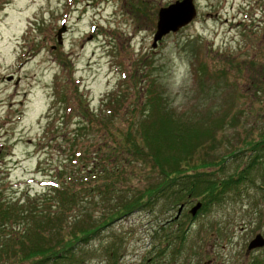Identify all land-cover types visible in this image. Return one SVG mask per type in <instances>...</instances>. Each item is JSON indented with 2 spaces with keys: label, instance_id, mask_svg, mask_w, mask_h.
Masks as SVG:
<instances>
[{
  "label": "rangeland",
  "instance_id": "obj_1",
  "mask_svg": "<svg viewBox=\"0 0 264 264\" xmlns=\"http://www.w3.org/2000/svg\"><path fill=\"white\" fill-rule=\"evenodd\" d=\"M10 1V14L0 24L13 26L0 31V74L20 77L14 100L24 105L8 110L15 125H0V158L7 153L0 161V197L22 205L29 200L37 208L55 179H62L59 172L67 170L66 176L76 164L71 159L76 124L72 118L57 120V86L77 81L97 110L108 92L151 76L166 87L167 100L178 113L203 120L210 111L221 115L235 104L215 132L213 149H207L216 160L227 150L235 152L209 169L225 194L194 220H178L179 227L177 221L164 223L180 207L165 198L122 215L87 244L76 245L74 264H264V247L248 250L258 233L264 236V147L254 163L257 152H250L249 143L264 138V0H194L195 20L164 36L156 48L159 10L176 0ZM28 16L34 25L25 30ZM64 24L60 43L58 31ZM61 54L71 69L59 60ZM197 58L223 72L199 85L192 72ZM2 112L6 108L0 116ZM97 135L92 131L79 141L96 140ZM241 174L247 179L236 181ZM232 178L226 189L224 183ZM173 182L176 188L178 181ZM197 200L202 201L194 198L188 208ZM97 207L90 208L95 215L103 206ZM181 226L186 233L177 239Z\"/></svg>",
  "mask_w": 264,
  "mask_h": 264
},
{
  "label": "trees",
  "instance_id": "obj_2",
  "mask_svg": "<svg viewBox=\"0 0 264 264\" xmlns=\"http://www.w3.org/2000/svg\"><path fill=\"white\" fill-rule=\"evenodd\" d=\"M196 51L199 55V49ZM63 57L61 54L59 60L71 69ZM220 70L223 72L199 58L192 62L199 85L215 78ZM131 84L132 87L108 92L97 110L91 108L77 81L72 79L67 85L57 86V120L72 118L76 124L71 156L76 164L66 176L67 170L59 172L62 179H55L37 208H31L29 200L22 205L19 200L12 202L0 197L1 262L74 264L76 245L87 244L122 215L156 205L162 198L170 200L174 207L180 206L184 198L186 203L200 199L202 210L222 200L225 193L220 192L221 182L212 178L209 169L235 152L227 150L216 160L207 149H213L215 132L224 125L235 104L223 108L221 115L210 111L200 120L192 114L178 113L169 104L166 87L158 79L146 76ZM92 131L98 139L79 141L80 135L85 137ZM249 143L250 152H257L255 163L262 158L258 151L264 147V138ZM189 171L196 173H182ZM245 179L247 176L241 174L236 181ZM174 180L178 181L176 188ZM234 181L227 180L225 188L232 187ZM92 205L103 206L98 215L92 213ZM75 211L78 213L73 215ZM181 233H186L184 226L177 232V239L182 238Z\"/></svg>",
  "mask_w": 264,
  "mask_h": 264
},
{
  "label": "water",
  "instance_id": "obj_3",
  "mask_svg": "<svg viewBox=\"0 0 264 264\" xmlns=\"http://www.w3.org/2000/svg\"><path fill=\"white\" fill-rule=\"evenodd\" d=\"M197 15L198 11L194 0H177L168 6L161 7L158 13L157 31L154 35L153 47L156 48L159 41L167 34L177 32L181 28L190 24L195 20ZM64 32H66L65 24L63 28L58 31V39L60 43L62 42ZM202 205V202L199 201L191 208L190 213L193 216H196ZM183 208L184 205L182 204L176 218H179ZM258 247H264V236L261 233H258L256 237L250 241L248 250Z\"/></svg>",
  "mask_w": 264,
  "mask_h": 264
},
{
  "label": "flooded vegetation",
  "instance_id": "obj_4",
  "mask_svg": "<svg viewBox=\"0 0 264 264\" xmlns=\"http://www.w3.org/2000/svg\"><path fill=\"white\" fill-rule=\"evenodd\" d=\"M11 4V1L9 0H5V1H0V24H3V15L6 14V17L8 16L7 14H10L9 10V6ZM19 12V11H17ZM33 18L31 16H28L27 19L25 20L27 22V25L24 24V28L25 30L27 28H31L34 24H33ZM9 26V25H8ZM8 26H0V31H11L13 29V26L11 25L10 27ZM25 63V61L22 62V64ZM25 65V64H24ZM5 75H1L0 74V109H4L6 108V113L2 112L1 116H0V125H15L16 124V120L12 117L9 116V111L8 110H13L14 105H17L18 103L21 105H24V101L23 100H14V98L16 97L15 94L17 92V88L20 86V77L16 76L14 72H10V73H4ZM16 77V78H15ZM13 88V89H12ZM25 97H28V91L24 92ZM5 113V115H3ZM2 128H0L1 130ZM6 133H8L7 130H5ZM1 134V132H0ZM1 138V135H0ZM4 148L3 143H1L0 141V155H1V149ZM11 149H9L10 151ZM7 153L3 154V157L6 155ZM0 158V161L4 160L5 158ZM198 201V200H197ZM196 201V202H197ZM194 202L193 200H189L188 203L185 204V207L183 209L182 214L180 215L179 218H176V215L174 217H171L170 220L167 219L164 223H171V222H176V226L179 227L181 222H178V220H184L187 219L188 215L187 213H190V209L188 208V206L190 205V203ZM186 207L188 208V211H186ZM203 207V206H202ZM179 209V208H178ZM199 213V212H198ZM196 218V216H194V218H192V220H194ZM163 223V224H164ZM261 248V247H258ZM213 263V262H212ZM218 264V263H216Z\"/></svg>",
  "mask_w": 264,
  "mask_h": 264
}]
</instances>
